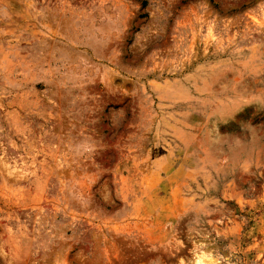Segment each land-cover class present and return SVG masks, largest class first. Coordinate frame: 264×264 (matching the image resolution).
Masks as SVG:
<instances>
[{"label":"rangeland","instance_id":"374dc122","mask_svg":"<svg viewBox=\"0 0 264 264\" xmlns=\"http://www.w3.org/2000/svg\"><path fill=\"white\" fill-rule=\"evenodd\" d=\"M0 264H264V0H0Z\"/></svg>","mask_w":264,"mask_h":264}]
</instances>
